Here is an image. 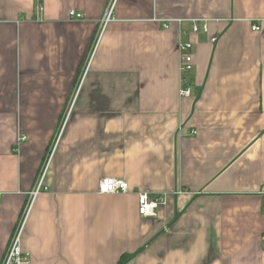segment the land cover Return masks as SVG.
Masks as SVG:
<instances>
[{
	"label": "crops",
	"instance_id": "crops-1",
	"mask_svg": "<svg viewBox=\"0 0 264 264\" xmlns=\"http://www.w3.org/2000/svg\"><path fill=\"white\" fill-rule=\"evenodd\" d=\"M47 162L30 264H264V0H0V264Z\"/></svg>",
	"mask_w": 264,
	"mask_h": 264
},
{
	"label": "built area",
	"instance_id": "built-area-1",
	"mask_svg": "<svg viewBox=\"0 0 264 264\" xmlns=\"http://www.w3.org/2000/svg\"><path fill=\"white\" fill-rule=\"evenodd\" d=\"M38 3L40 0H36ZM39 11L44 10V6L40 4L38 6ZM112 7L109 10L108 14L106 15L103 23V29L111 22L112 17ZM69 18L71 20H81L83 18L82 14L77 13L76 11L72 10L69 12ZM181 23L180 21H178ZM166 29L171 28L170 23H166ZM254 31H261V28L258 26L254 27ZM192 33L193 35H199L200 33L209 34L210 28L208 21H201V20H194L192 21ZM185 34V33H184ZM211 42L214 44L217 42V38H211ZM194 44L192 42H180L178 45V52L180 57V76H181V90L180 95L182 98L191 97L192 95V88L190 84L189 78L194 72L195 68V60H194ZM194 136L197 135V132H193ZM27 138L23 137V141ZM48 170V162L43 169L42 173L40 174L36 186L31 194L30 202L26 208L23 220L20 226L17 227L16 231L14 232L4 261L2 264H30L32 260V256L30 253L24 252L22 248V237L25 228V224L29 213L31 211L32 205L36 198L48 192V189L44 187L45 177ZM99 193L101 195H127L131 193V189L129 184L121 179L116 178H105L100 181L99 184ZM166 203V196L158 195V196H150L148 194H138V205H139V214L143 217H153L156 216V212Z\"/></svg>",
	"mask_w": 264,
	"mask_h": 264
},
{
	"label": "trees",
	"instance_id": "trees-1",
	"mask_svg": "<svg viewBox=\"0 0 264 264\" xmlns=\"http://www.w3.org/2000/svg\"><path fill=\"white\" fill-rule=\"evenodd\" d=\"M130 258H131V256H128V257H125L124 260L127 261V260H129ZM122 263H123V261H122Z\"/></svg>",
	"mask_w": 264,
	"mask_h": 264
}]
</instances>
